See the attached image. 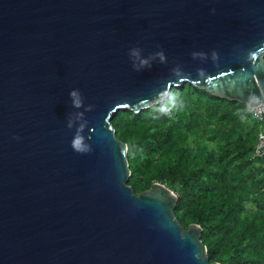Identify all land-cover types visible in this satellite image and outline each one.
<instances>
[{"label":"water","instance_id":"1","mask_svg":"<svg viewBox=\"0 0 264 264\" xmlns=\"http://www.w3.org/2000/svg\"><path fill=\"white\" fill-rule=\"evenodd\" d=\"M185 84L264 104V0H0V264H211L112 125Z\"/></svg>","mask_w":264,"mask_h":264},{"label":"trees","instance_id":"2","mask_svg":"<svg viewBox=\"0 0 264 264\" xmlns=\"http://www.w3.org/2000/svg\"><path fill=\"white\" fill-rule=\"evenodd\" d=\"M112 125L128 146V185L136 195L157 183L175 192L176 219L203 229L211 264H264V128L246 105L185 84Z\"/></svg>","mask_w":264,"mask_h":264},{"label":"built area","instance_id":"3","mask_svg":"<svg viewBox=\"0 0 264 264\" xmlns=\"http://www.w3.org/2000/svg\"><path fill=\"white\" fill-rule=\"evenodd\" d=\"M256 117L258 123H260L264 128V104L259 108L251 111ZM256 156L264 157V129L258 136V143L256 147Z\"/></svg>","mask_w":264,"mask_h":264},{"label":"clouds","instance_id":"4","mask_svg":"<svg viewBox=\"0 0 264 264\" xmlns=\"http://www.w3.org/2000/svg\"><path fill=\"white\" fill-rule=\"evenodd\" d=\"M71 95L73 97H77V94L75 92L71 93ZM75 106H77V107L80 106V100L78 98H76V100H75ZM161 111L164 112V111H166V109L162 108ZM72 146L76 151H82V149H81V138L76 137L73 141Z\"/></svg>","mask_w":264,"mask_h":264}]
</instances>
